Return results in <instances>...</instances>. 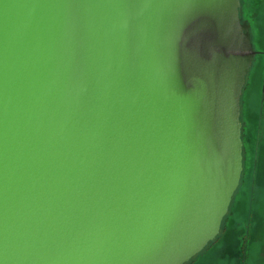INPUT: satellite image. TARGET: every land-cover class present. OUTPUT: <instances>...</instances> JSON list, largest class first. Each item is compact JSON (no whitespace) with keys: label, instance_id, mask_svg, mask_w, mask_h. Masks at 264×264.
Instances as JSON below:
<instances>
[{"label":"water","instance_id":"obj_1","mask_svg":"<svg viewBox=\"0 0 264 264\" xmlns=\"http://www.w3.org/2000/svg\"><path fill=\"white\" fill-rule=\"evenodd\" d=\"M242 0H0V264H190L244 172Z\"/></svg>","mask_w":264,"mask_h":264},{"label":"rangeland","instance_id":"obj_2","mask_svg":"<svg viewBox=\"0 0 264 264\" xmlns=\"http://www.w3.org/2000/svg\"><path fill=\"white\" fill-rule=\"evenodd\" d=\"M256 52L242 96L244 172L223 230L190 264H264V0H242Z\"/></svg>","mask_w":264,"mask_h":264},{"label":"flooded vegetation","instance_id":"obj_3","mask_svg":"<svg viewBox=\"0 0 264 264\" xmlns=\"http://www.w3.org/2000/svg\"><path fill=\"white\" fill-rule=\"evenodd\" d=\"M262 110L264 111V96H263V108H262Z\"/></svg>","mask_w":264,"mask_h":264},{"label":"trees","instance_id":"obj_4","mask_svg":"<svg viewBox=\"0 0 264 264\" xmlns=\"http://www.w3.org/2000/svg\"><path fill=\"white\" fill-rule=\"evenodd\" d=\"M225 223V222H224ZM224 226V225H223Z\"/></svg>","mask_w":264,"mask_h":264}]
</instances>
